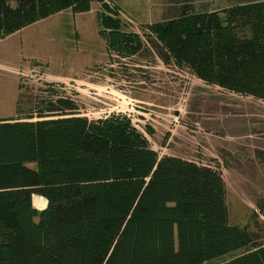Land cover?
I'll return each mask as SVG.
<instances>
[{
    "label": "trees",
    "instance_id": "trees-1",
    "mask_svg": "<svg viewBox=\"0 0 264 264\" xmlns=\"http://www.w3.org/2000/svg\"><path fill=\"white\" fill-rule=\"evenodd\" d=\"M92 1L0 0V39ZM98 1L110 51L141 49L117 8ZM190 9L143 26L160 57L264 101V0ZM46 108L0 118V264H264V242L229 219L218 168L160 155L126 115L89 119L63 97ZM256 206L258 227L264 199Z\"/></svg>",
    "mask_w": 264,
    "mask_h": 264
},
{
    "label": "rangeland",
    "instance_id": "rangeland-1",
    "mask_svg": "<svg viewBox=\"0 0 264 264\" xmlns=\"http://www.w3.org/2000/svg\"><path fill=\"white\" fill-rule=\"evenodd\" d=\"M249 1L109 0L122 30L137 33L142 44L130 55L107 47L98 0L85 12L66 8L33 21L0 39V117L36 115L57 97L72 100L89 119L126 115L160 155L218 168L230 221L264 242V217L258 216V227L252 219L264 199V101L162 59L143 27L177 16L183 5L198 12ZM33 202L37 210L46 204L36 195Z\"/></svg>",
    "mask_w": 264,
    "mask_h": 264
},
{
    "label": "crops",
    "instance_id": "crops-1",
    "mask_svg": "<svg viewBox=\"0 0 264 264\" xmlns=\"http://www.w3.org/2000/svg\"><path fill=\"white\" fill-rule=\"evenodd\" d=\"M0 118H2V117H0ZM32 200H33V197H32Z\"/></svg>",
    "mask_w": 264,
    "mask_h": 264
}]
</instances>
